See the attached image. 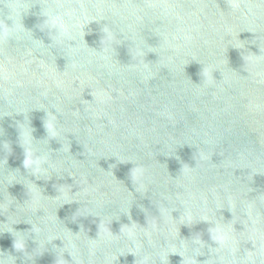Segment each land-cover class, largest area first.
Returning a JSON list of instances; mask_svg holds the SVG:
<instances>
[{"label": "water", "instance_id": "1", "mask_svg": "<svg viewBox=\"0 0 264 264\" xmlns=\"http://www.w3.org/2000/svg\"><path fill=\"white\" fill-rule=\"evenodd\" d=\"M0 264H264V0H0Z\"/></svg>", "mask_w": 264, "mask_h": 264}]
</instances>
